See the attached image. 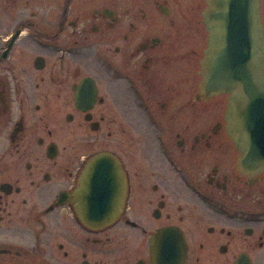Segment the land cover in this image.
<instances>
[{
	"label": "flooded vegetation",
	"instance_id": "obj_1",
	"mask_svg": "<svg viewBox=\"0 0 264 264\" xmlns=\"http://www.w3.org/2000/svg\"><path fill=\"white\" fill-rule=\"evenodd\" d=\"M206 6L0 0V264H264V172L200 89ZM99 153L124 204L93 229L72 193Z\"/></svg>",
	"mask_w": 264,
	"mask_h": 264
},
{
	"label": "water",
	"instance_id": "obj_2",
	"mask_svg": "<svg viewBox=\"0 0 264 264\" xmlns=\"http://www.w3.org/2000/svg\"><path fill=\"white\" fill-rule=\"evenodd\" d=\"M260 5L261 0H207L203 12L207 45L200 63V89L205 97L227 95L226 132L238 152L237 169L249 176L264 172V27ZM72 200L84 226L98 229L112 224L124 204V179L118 163L106 153L89 159ZM156 238L151 239V248Z\"/></svg>",
	"mask_w": 264,
	"mask_h": 264
},
{
	"label": "rangeland",
	"instance_id": "obj_3",
	"mask_svg": "<svg viewBox=\"0 0 264 264\" xmlns=\"http://www.w3.org/2000/svg\"><path fill=\"white\" fill-rule=\"evenodd\" d=\"M262 18H263V25H264V0H262Z\"/></svg>",
	"mask_w": 264,
	"mask_h": 264
}]
</instances>
